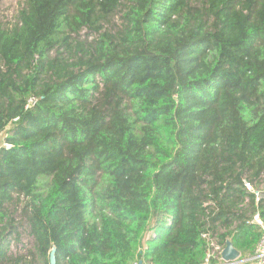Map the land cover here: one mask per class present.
Returning <instances> with one entry per match:
<instances>
[{
	"label": "trees",
	"instance_id": "obj_1",
	"mask_svg": "<svg viewBox=\"0 0 264 264\" xmlns=\"http://www.w3.org/2000/svg\"><path fill=\"white\" fill-rule=\"evenodd\" d=\"M2 135L0 264H37L9 252L22 226L42 264H205V232L254 256L264 0H25Z\"/></svg>",
	"mask_w": 264,
	"mask_h": 264
},
{
	"label": "rangeland",
	"instance_id": "obj_2",
	"mask_svg": "<svg viewBox=\"0 0 264 264\" xmlns=\"http://www.w3.org/2000/svg\"><path fill=\"white\" fill-rule=\"evenodd\" d=\"M25 0H0V21L5 25H11L16 21L18 12L24 6ZM5 136H0V145L4 144ZM260 192H264V184L259 188ZM10 210L14 211V207L10 205ZM15 216L20 219V212L16 211ZM21 237L19 240L14 239L11 242L10 254L13 257L26 256L29 255L26 259L27 261L34 260L37 264H42L39 257L33 259L30 254V250L33 249L34 240L29 235L28 229L25 226L20 228ZM207 261L205 260V264Z\"/></svg>",
	"mask_w": 264,
	"mask_h": 264
},
{
	"label": "built area",
	"instance_id": "obj_3",
	"mask_svg": "<svg viewBox=\"0 0 264 264\" xmlns=\"http://www.w3.org/2000/svg\"><path fill=\"white\" fill-rule=\"evenodd\" d=\"M34 101H35L34 98L31 99L32 104ZM246 185L250 190H252L253 192H255L257 194V199H259L261 192L259 190L253 189V187L249 183H246ZM253 221L256 223H259L263 228V234H262L261 239L258 243L257 252L253 256V264H264V223H263L262 219L260 218L259 213H257L254 216ZM203 237L206 238V240L209 243L208 255L206 257V261H207L206 264H209V261L211 258H213V257L216 258L218 256H221V252H222L224 246H222L218 243V241L212 236L211 232H205L203 234ZM132 264H143V262L141 263V261L136 260Z\"/></svg>",
	"mask_w": 264,
	"mask_h": 264
},
{
	"label": "water",
	"instance_id": "obj_4",
	"mask_svg": "<svg viewBox=\"0 0 264 264\" xmlns=\"http://www.w3.org/2000/svg\"><path fill=\"white\" fill-rule=\"evenodd\" d=\"M11 145H7V148H10ZM57 248L54 246L50 252L49 263L57 264V256H56ZM240 251L234 246L232 241L227 240L222 252L221 258L225 264H230L238 260L240 257ZM142 263V261H141Z\"/></svg>",
	"mask_w": 264,
	"mask_h": 264
},
{
	"label": "crops",
	"instance_id": "obj_5",
	"mask_svg": "<svg viewBox=\"0 0 264 264\" xmlns=\"http://www.w3.org/2000/svg\"><path fill=\"white\" fill-rule=\"evenodd\" d=\"M237 249L240 251L241 255L237 261L230 263V264H253V256L247 255L248 252L246 251H245L246 254H243L240 248H237ZM220 264H225V263L222 261Z\"/></svg>",
	"mask_w": 264,
	"mask_h": 264
}]
</instances>
